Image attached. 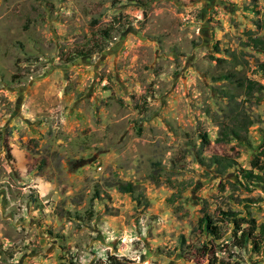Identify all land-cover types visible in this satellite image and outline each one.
Wrapping results in <instances>:
<instances>
[{"label":"rangeland","instance_id":"374dc122","mask_svg":"<svg viewBox=\"0 0 264 264\" xmlns=\"http://www.w3.org/2000/svg\"><path fill=\"white\" fill-rule=\"evenodd\" d=\"M249 36L264 0H0V264H264L235 242L264 222L242 177L264 94L242 102L249 143L216 142L217 76L264 86Z\"/></svg>","mask_w":264,"mask_h":264},{"label":"trees","instance_id":"16d2710c","mask_svg":"<svg viewBox=\"0 0 264 264\" xmlns=\"http://www.w3.org/2000/svg\"><path fill=\"white\" fill-rule=\"evenodd\" d=\"M245 46L264 52V39L260 37L249 36ZM215 60H217V62H225L221 59ZM236 66H241V64L238 63ZM260 70L264 72V64L260 65ZM215 80V82H220L222 84L219 89V94L222 99L225 100L224 107L221 109V118L217 120L219 131L216 142L229 144L233 141H236L241 146L247 145L249 143L248 131L253 125V120L248 114H246L242 102L249 98H255L258 100L264 94V86L256 81L247 79L242 71L236 70L235 68H232L229 71L217 76ZM200 139L202 140L203 144L209 145V139L206 133L203 132L200 135ZM250 164L251 168L258 173L254 174L253 170H244L242 171L243 179L246 181L257 180L258 183L263 184L264 160L262 161L258 158H255L250 162ZM209 166H216L219 168L220 173L231 167L230 164L222 166L217 157H214L211 160ZM119 190L124 194H134V188L131 184L121 185ZM222 215L227 217L234 216L233 213H222ZM217 222L222 221L220 220ZM230 222L236 225L238 231L239 224L235 220H231ZM243 222L244 219H240V223ZM197 226L210 238L217 240L222 237L223 225H216L212 218L207 214H205L198 221ZM235 242L240 248H243L247 242H251L254 251L259 252L262 244L264 243V222L260 224L256 234H254L253 230L241 231L239 239Z\"/></svg>","mask_w":264,"mask_h":264}]
</instances>
